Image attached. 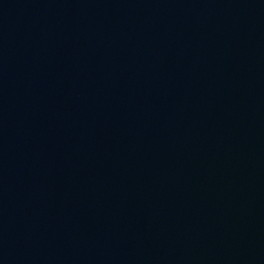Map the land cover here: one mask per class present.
I'll use <instances>...</instances> for the list:
<instances>
[{
	"label": "water",
	"instance_id": "1",
	"mask_svg": "<svg viewBox=\"0 0 264 264\" xmlns=\"http://www.w3.org/2000/svg\"><path fill=\"white\" fill-rule=\"evenodd\" d=\"M0 264H264V0H0Z\"/></svg>",
	"mask_w": 264,
	"mask_h": 264
}]
</instances>
